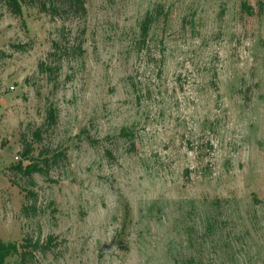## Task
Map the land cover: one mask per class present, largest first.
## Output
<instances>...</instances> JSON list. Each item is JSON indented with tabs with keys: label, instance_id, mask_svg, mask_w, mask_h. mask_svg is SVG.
I'll return each mask as SVG.
<instances>
[{
	"label": "rangeland",
	"instance_id": "374dc122",
	"mask_svg": "<svg viewBox=\"0 0 264 264\" xmlns=\"http://www.w3.org/2000/svg\"><path fill=\"white\" fill-rule=\"evenodd\" d=\"M19 1L0 0V241L33 246L4 264H264V0ZM48 151L68 160L16 170Z\"/></svg>",
	"mask_w": 264,
	"mask_h": 264
},
{
	"label": "trees",
	"instance_id": "16d2710c",
	"mask_svg": "<svg viewBox=\"0 0 264 264\" xmlns=\"http://www.w3.org/2000/svg\"><path fill=\"white\" fill-rule=\"evenodd\" d=\"M33 0H25L24 2L32 3ZM40 4V9L47 12L57 13L59 10H66L74 14H86V0H38ZM10 10L14 14H20L22 11L21 3L19 0H9L8 3ZM35 138L39 139L40 134L36 133ZM33 145L27 144L24 150V155H27L33 151ZM40 155H46L44 159H36L34 165L30 168L23 169L22 165H17L16 170L23 173L29 178H33L34 173H39L45 176H48L49 170L44 167L50 166L53 162H57L60 158L68 160L66 151H61L55 153L54 151L44 152ZM42 160V161H40ZM43 163V164H42ZM29 246H33L32 242L29 244L19 245L16 242H2L0 241V264H4L8 256L12 254H21L22 260L25 261L27 258L28 250L26 249ZM23 248V251H20V248ZM26 249V250H25Z\"/></svg>",
	"mask_w": 264,
	"mask_h": 264
}]
</instances>
